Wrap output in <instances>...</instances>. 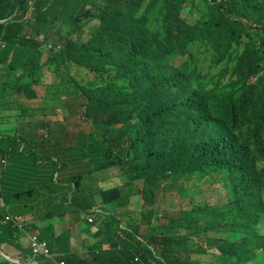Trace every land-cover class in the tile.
<instances>
[{
  "label": "trees",
  "instance_id": "trees-1",
  "mask_svg": "<svg viewBox=\"0 0 264 264\" xmlns=\"http://www.w3.org/2000/svg\"><path fill=\"white\" fill-rule=\"evenodd\" d=\"M31 2L0 0V75H9L0 87L8 88L15 106L21 104L19 92L23 98L46 94L39 60L42 47L51 48L47 62L55 70L69 62L95 74L87 84L67 83L74 99L64 102L70 121L80 105L92 126L86 141L72 144L65 127L57 125L42 138L38 155L30 146L34 140L19 150L18 136L0 137V158L9 160L0 165L1 176L23 161L25 169L46 173L32 180L56 179L69 196L64 182L78 180L80 190L84 174L116 167L127 193L119 186L104 189L102 200L120 203L131 191L139 192L142 210L130 224L132 231H123L132 239L114 250L101 248L112 238L106 220L88 221V229L96 226L91 231L99 251L95 261L103 253L114 264H199L203 254L212 253L193 234L201 229L209 244L219 246L218 264H243L258 249L264 254V233L258 229L264 224V0ZM92 19L99 26L90 38H71L80 21ZM53 33L65 39L56 51L49 43ZM16 47L29 54L21 64L6 54ZM179 57L186 58L175 63ZM55 154L68 156L83 170L56 176L67 157L50 159ZM209 176L226 184L225 204L197 203L162 221L155 209L160 189L184 192L188 181ZM76 198L74 190V207L81 205ZM0 199L9 202L5 193ZM82 202L93 205L89 197ZM3 220L0 215V245L9 242V233L20 234ZM181 227L189 233L181 234ZM211 230L225 236L210 235ZM46 262L38 264H56Z\"/></svg>",
  "mask_w": 264,
  "mask_h": 264
},
{
  "label": "crops",
  "instance_id": "crops-1",
  "mask_svg": "<svg viewBox=\"0 0 264 264\" xmlns=\"http://www.w3.org/2000/svg\"><path fill=\"white\" fill-rule=\"evenodd\" d=\"M1 48V50L6 49L3 45ZM6 54L12 56L20 64L27 59L29 55L21 47H16ZM40 73L41 75L39 76L44 79L45 83L58 84V79L55 75H50L49 79L46 78L47 75H42L41 67ZM6 79L7 75L5 77L0 76V84L5 83ZM57 86L55 87L58 88ZM18 95L21 104L15 106L14 96L9 93L8 88L0 87V137L11 134L15 136H24L29 140H35L41 135H46L48 128H54L61 124V119L53 118L56 114L55 111L47 107H41L40 104L36 103V101L39 100V95L37 98H23L22 92H19ZM32 101L35 102L32 103ZM32 106H38L42 111L26 116V114L30 112ZM15 107L18 108L15 109ZM12 110H20L17 114L19 116L17 119L21 120V131H9L7 129L8 124L13 120L8 116L9 112ZM68 122L70 126L73 123V121L70 120H68ZM23 143L21 150L28 144L26 141H23ZM2 144L6 143L2 142ZM5 165L6 163L4 167ZM78 167L79 165L77 163L69 160V164L63 174H69V172L77 170ZM38 173L46 176V173L42 172L40 169H25L23 161H18L16 167H13L5 176H1L0 168V192L7 194L9 197V202L7 204L3 199H0V213L4 216H20L24 219L23 235H20L16 240V231L14 234L15 240L11 243L12 246H8L7 241H4L3 244L0 245L1 249L7 252L11 251L14 256L29 262L31 259L29 238L32 234H36L40 239L49 244L55 260L58 262H61L65 253L69 251L73 252L74 255V259L70 264H81L82 260L85 261L86 264H110L112 260L106 257L102 252L100 260H94V254L99 253V251L92 249L93 245L96 244L94 242L96 238L93 237L91 231L96 229V226L91 230L81 229L78 224L76 210L68 209L65 204L68 199L65 197L68 196V194L63 191L62 187L56 184V179L54 180L55 183L48 182L47 184H42L37 179L32 180L31 177ZM56 174L58 177L62 176V173L59 174L58 171ZM88 182L90 186L86 185ZM83 184H85L83 187L89 190L88 192L93 193L92 203L93 206L97 207L100 204L99 191L104 187L95 185L92 182L91 176L84 178ZM62 186L69 192V185L62 184ZM32 187H34V189H32ZM78 190V187L75 188V194L80 202L81 198L78 194ZM101 207L104 210L107 209L102 205ZM121 212L125 214L126 211L122 208ZM98 218L99 215H96V219ZM121 235L123 236L122 239L127 242L128 238L124 234ZM18 241H20V243H18ZM107 245H110L109 242H104L101 248L106 250L105 248ZM1 262L2 259H0V263Z\"/></svg>",
  "mask_w": 264,
  "mask_h": 264
},
{
  "label": "rangeland",
  "instance_id": "rangeland-1",
  "mask_svg": "<svg viewBox=\"0 0 264 264\" xmlns=\"http://www.w3.org/2000/svg\"><path fill=\"white\" fill-rule=\"evenodd\" d=\"M31 3V2H30ZM186 9L189 8V5L185 6ZM30 10H32V7H30ZM183 15H186V10L183 12ZM58 24H62V22H58ZM80 24H83V21H80ZM98 24L97 20H91L86 24L80 25L78 28H76L72 33V38L78 39V40H86L90 37L92 30L95 28V26ZM59 27L57 26V29ZM52 47L54 46H61L64 43V38L60 34L53 33L51 35ZM51 48H47L46 51L43 50L44 55L42 57V75H47L46 78L49 79L50 75L60 76L62 79V83L58 85L59 87L62 86L61 94L59 95L56 93V90L58 88L54 87L57 86V84H47V88L45 89L44 93L41 94V97H39V100L36 101L37 104H40L41 107H47L50 110H53L56 112V114L53 116V118L61 119L64 121H67V119L70 117L68 113V106L64 102H68L70 100L74 99L73 95H69V92H67L66 89V80H70L71 77H75L77 80H79L80 83H87L90 80H92L95 76L94 73L90 72L88 69L81 67L79 65H75L72 63L61 64L59 66V69L57 71H48L49 67L48 64H46L47 61V55L51 53ZM186 57H179L175 59V63H179L183 61ZM75 75V76H74ZM2 77H5L6 75H0ZM11 78V76H10ZM57 78V77H56ZM7 79H9V75L7 76ZM5 83L6 80H5ZM22 81H20L19 84H21ZM18 84V85H19ZM74 84V83H73ZM76 87V86H75ZM53 92L56 93L55 96H53ZM35 101H32V103ZM43 102V103H42ZM18 107H15L17 109ZM20 110H12L9 112L8 116L9 118L13 119L7 126V129L9 131L18 130L21 131V120L17 119L19 116L17 115ZM41 110L38 106H32L30 112L26 114V116H30L34 113H39ZM83 107L78 105L76 109V115H74L73 123L70 126V136L72 137L75 144H80L83 141H86L89 136L90 131V123L87 121L88 119L83 117ZM29 126V123H28ZM39 146H43V142L38 143ZM94 155V154H93ZM95 176H101L103 178L99 179L97 182V185L102 186L104 188H108L114 185H118L120 187L124 184V178H122V175H118V170L116 168H109L105 169L103 171L94 172ZM93 174H84L82 178H87L92 176ZM138 184V183H137ZM186 189L184 192L181 191L179 187H176L174 189L175 192H165V189H160L156 201L155 209L159 213L160 218L162 221L167 220V216L170 215H178L181 210L183 209H190L195 204L200 203L203 207L207 208H214L216 205H223L228 200L227 195V187L226 184L217 178V176H209L205 177L203 179L197 178L192 181H188L185 183ZM87 188H82L78 194L80 197L84 196L88 193ZM136 194L131 197V202L127 203V205H123V209L126 211V219H127V213H133L134 209L139 210L141 207V195L139 192H135ZM117 204L116 201H111L109 203H105V205H112ZM77 217H78V224L81 229H88L90 227V224L88 223L86 219V215H88V212L86 210H77ZM1 215V213H0ZM3 223L6 224L7 222L3 220ZM20 231V230H19ZM179 232L181 234L189 233L188 230L184 227H181L179 229ZM195 238L199 241V243H203V245L208 246V239H205L203 236L207 233H205L204 229H201V231H195L193 233ZM217 231H210V235H216L218 236ZM20 235H23L22 230L20 231ZM19 235V237H20ZM8 240L7 244L8 246H12L11 243L15 240V237L13 234H8ZM210 241H212V238H210ZM20 243V241H18ZM115 243H124L123 240H119L116 237H112L109 241L110 245H107L105 248L106 250H114L116 246ZM213 244V243H212ZM211 251L215 252L217 255H212V259L215 264H218V262L215 260L218 259V255L221 253L218 245H212ZM112 247V248H111ZM13 257V253L11 251L7 252L6 250L0 251V259H2V262L0 264H9L11 261V258ZM74 259L73 252L67 251L64 256V260L67 264H70V262ZM203 262L202 264H208V255H202ZM245 264H264V254L262 250H259L257 253V256L252 260Z\"/></svg>",
  "mask_w": 264,
  "mask_h": 264
},
{
  "label": "clouds",
  "instance_id": "clouds-1",
  "mask_svg": "<svg viewBox=\"0 0 264 264\" xmlns=\"http://www.w3.org/2000/svg\"><path fill=\"white\" fill-rule=\"evenodd\" d=\"M30 2H31V0H29ZM32 3V2H31ZM32 7V6H31ZM29 11H31L30 10V8H29ZM92 20H96V19H92ZM1 21H3V20H1ZM89 21H91V20H89ZM89 21H84V23L83 24H86V23H88ZM98 21V20H97ZM99 26V21H98V24L95 26V28L92 30V32L93 31H95L96 29H97V27ZM54 27H55V29H57V26H55L54 25ZM60 28V27H59ZM58 28V29H59ZM92 32H91V34H92ZM42 36V35H41ZM44 36V35H43ZM91 36V35H90ZM71 38H72V34H71ZM90 38V37H89ZM74 39V38H73ZM87 40V39H86ZM52 42V41H51ZM50 43V42H49ZM52 46V45H51ZM59 46H54V48H55V51H56V49L58 48ZM43 50H45L46 51V47L45 46H43L42 47V54H41V58H40V60H39V63H40V67L42 66V57H43V55H44V52H43ZM40 51V50H39ZM50 55V54H49ZM49 55H47V59H48V57H49ZM69 63V62H68ZM46 64H48V62L46 61ZM61 64H59L58 65V67L56 68V70H58L59 69V66H60ZM48 67H49V69H48V71H56L55 70V66L54 65H49L48 64ZM75 76V75H74ZM57 77V79H58V84L57 85H59L60 83H62V81H61V77L60 76H56ZM72 78H75V77H71L70 78V80L68 79V80H66V83H75L76 81H79V80H77L76 78L75 79H72ZM91 81V80H90ZM89 81V82H90ZM89 82H87V83H89ZM87 83H83V84H87ZM50 84H53V83H50ZM69 119H70V117H69ZM68 119V120H69ZM68 120L67 121H64V120H62V121H60V123H61V125H63L64 127H65V130H66V132L68 133V139H69V142L70 143H74V141H73V139H72V137L70 136V127H68ZM87 121H89V123H90V126H92L91 125V121L90 120H87ZM50 129H53V128H48V130H47V133H46V135L48 134V132H49V130ZM46 135H41V136H39L37 139H35L34 140V142H32L31 143V145L30 146H32V150H34V152H35V155H38L39 154V152L42 150V148H43V146H39V142H42V138L43 137H45ZM17 139H18V141L19 140H23V141H28L29 139H27L26 137H24V136H18L17 137ZM23 141H19L20 142V146H19V150H21L22 149V147H23ZM75 144V143H74ZM29 146V147H30ZM25 148H28V146L26 145V147ZM24 148V149H25ZM23 149V150H24ZM58 157H63V158H66V157H68V156H66V155H57V154H55L54 156H52L50 159H52V160H58ZM66 161H67V164L64 166H61V168H60V170L58 171L59 173H64L65 172V170H66V168H67V166H68V164H69V160H68V158H66ZM0 165L2 166V167H4V164L6 163V165H5V167L9 164V160H8V155L6 156V157H1L0 158ZM110 168H116V167H110ZM78 169L79 170H83L82 169V167L79 165V167H78ZM109 169V168H108ZM117 169V168H116ZM118 170V169H117ZM57 172V171H56ZM73 172H75V171H73ZM73 172L71 171V172H69V174H73ZM94 172H92L91 174H93ZM120 171L118 170V175L120 176ZM122 175V174H121ZM56 176H57V174H56ZM101 178H103V177H101V176H95L94 174L91 176V179H92V182L95 184V185H97V182H98V180L99 179H101ZM122 178H123V175H122ZM75 181L76 182H78V180H71V181H68V182H66V183H64L65 185H69L70 186V190H69V196H68V199H67V203H65L66 204V206L68 207V209H71V210H86L87 212H88V215H86L87 217V220L88 221H90V222H97L98 221V219L100 218V217H102V218H104L105 220H106V222H107V224H108V227L110 228V230H111V233H112V237H116V238H118L119 240H123L122 238H123V236L121 235V234H124L128 239H132V237L130 236V235H126L125 233H123V231H125V230H128V231H132V227L130 226V224L131 223H133L134 221H137L136 220V218L139 216V213H140V211L142 210V207H140V209L139 210H136V209H134V212L131 214V213H127V219H126V217H125V215H126V212H125V214H123L122 212H121V209L123 208V205H127V203H130L131 202V197L133 196V195H135L136 193L134 192V191H131L130 192V195H129V199L128 200H124V201H122V202H120V203H117V204H112V205H105V203L106 202H104L103 200H102V196H101V191L102 190H104V189H108V188H112V187H117L118 185H114V186H111V187H108V188H102V189H100V191H99V194H100V204L97 206V207H95V206H93V205H91V206H84L83 205V202H82V200L84 199V197L85 198H90V200H91V202L93 201V193L92 192H88L87 194H85L84 196H82V197H80L81 199H80V204L81 205H79V206H77V207H74L71 203H70V197H72V192L75 190V188H76V184H75ZM83 181H84V178H82L81 179V186H84L85 184H83ZM137 183H139V181H137L136 182V185H137ZM87 186H90V183L88 182L87 184H86ZM120 187V186H119ZM120 188H122V187H120ZM82 189V188H81ZM80 189V190H81ZM80 190H78V192L80 191ZM122 191H123V194H126L127 192H126V189H124V188H122ZM168 192H172V191H168ZM76 200L78 201V199L76 198ZM107 203H109V202H107ZM93 204V203H92ZM101 205L103 206V207H105V208H107V209H103L102 207H101ZM94 208H96V209H94ZM181 212V211H180ZM134 214V215H133ZM96 215H99V218L98 219H96ZM133 215V216H132ZM5 221L6 222H8V223H11L12 224V226L13 227H15V228H18V233H20V231L22 230L23 231V229H24V225H23V222H24V219L22 218V217H20V216H11V215H6L5 216ZM145 225H143V227H144ZM143 227H142V229H143ZM258 229H259V231L261 232V233H264V224H260L259 226H258ZM20 230V231H19ZM20 235V234H19ZM219 236H221V234H218V237ZM222 236H225L224 234H222ZM221 236V237H222ZM18 238H19V236H18ZM17 237H16V240L18 239ZM139 238L141 239V240H144L143 239V237L142 236H139ZM208 239V238H207ZM124 241V240H123ZM127 241H129V240H127ZM208 241V243H209V239L207 240ZM19 243V242H18ZM126 242L124 241V243L123 244H125ZM2 245V244H1ZM115 245L116 246H114V247H117V248H121V246H122V243H115ZM212 245H214V244H212ZM205 246V245H204ZM209 246H211V244H209L208 246H205V247H208L209 249H211V247H209ZM219 247V246H218ZM29 248H30V251H31V259H30V261L29 262H27V261H24V260H22V259H20V258H18V257H16V256H14L13 255V257L11 258V261H10V263L9 264H38V263H42V261L43 262H45V263H47L46 262V260L47 261H53V262H55L56 264H67L66 262H65V260H64V257L62 258V261L61 262H58V261H56L55 260V257H54V254L52 253V250H51V248H50V246H49V244L46 242V241H44V240H42V239H40V237L39 236H37L36 234H32L31 236H30V238H29ZM92 249L93 250H96V249H94L93 247H92ZM259 250H261V249H258L257 250V253H258V251ZM0 251H2V249H1V246H0ZM212 252V251H211ZM212 254H215V255H217L215 252H212L211 254H206V255H208V260H210V257H211V255ZM221 254V253H220ZM219 254V255H220ZM204 255V254H203ZM141 258H142V253H140L139 255H137V257H136V261H138V260H141ZM255 258V257H254ZM253 258V259H254ZM252 259V260H253ZM40 260H42V261H40ZM252 260H249V261H252ZM249 261H246V262H244L243 264H245V263H247V262H249ZM202 262H203V259L201 260V263H199V264H202ZM3 264V263H2ZM153 264H158V262H156V261H153ZM208 264H210V263H208ZM213 264H215V263H213Z\"/></svg>",
  "mask_w": 264,
  "mask_h": 264
}]
</instances>
